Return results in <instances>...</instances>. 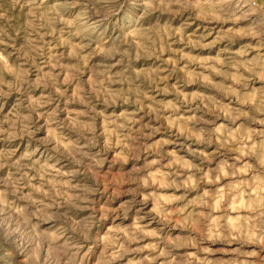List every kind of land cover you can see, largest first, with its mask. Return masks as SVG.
Instances as JSON below:
<instances>
[{
    "label": "rangeland",
    "instance_id": "rangeland-1",
    "mask_svg": "<svg viewBox=\"0 0 264 264\" xmlns=\"http://www.w3.org/2000/svg\"><path fill=\"white\" fill-rule=\"evenodd\" d=\"M0 264H264V0H0Z\"/></svg>",
    "mask_w": 264,
    "mask_h": 264
}]
</instances>
